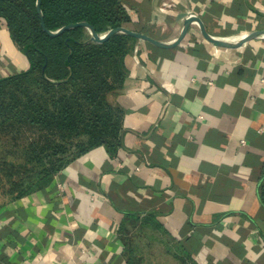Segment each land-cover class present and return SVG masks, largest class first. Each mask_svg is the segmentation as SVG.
<instances>
[{
  "label": "crops",
  "instance_id": "crops-1",
  "mask_svg": "<svg viewBox=\"0 0 264 264\" xmlns=\"http://www.w3.org/2000/svg\"><path fill=\"white\" fill-rule=\"evenodd\" d=\"M120 2L127 29L166 44L189 11L222 41L264 30V0ZM124 65L108 97L121 109L119 146L90 149L48 187L0 198V264H128L125 229L145 221L191 264H264V35L228 49L191 23L175 47L137 39ZM27 67L0 20V78Z\"/></svg>",
  "mask_w": 264,
  "mask_h": 264
},
{
  "label": "trees",
  "instance_id": "trees-1",
  "mask_svg": "<svg viewBox=\"0 0 264 264\" xmlns=\"http://www.w3.org/2000/svg\"><path fill=\"white\" fill-rule=\"evenodd\" d=\"M36 3L0 0V20L28 61L25 70L0 78V198L8 201L50 186L94 147L119 146L121 109L108 97L122 86L124 58L137 40L117 32L95 41L86 27L50 36ZM40 11L52 32L85 22L102 36L130 22L120 0H40ZM258 194L264 207V171Z\"/></svg>",
  "mask_w": 264,
  "mask_h": 264
},
{
  "label": "rangeland",
  "instance_id": "rangeland-1",
  "mask_svg": "<svg viewBox=\"0 0 264 264\" xmlns=\"http://www.w3.org/2000/svg\"><path fill=\"white\" fill-rule=\"evenodd\" d=\"M123 243L131 264H191L184 260L178 242L152 222L130 223L125 229Z\"/></svg>",
  "mask_w": 264,
  "mask_h": 264
},
{
  "label": "water",
  "instance_id": "water-1",
  "mask_svg": "<svg viewBox=\"0 0 264 264\" xmlns=\"http://www.w3.org/2000/svg\"><path fill=\"white\" fill-rule=\"evenodd\" d=\"M36 11L39 15V18H40V25L42 27V29L50 36H56L60 33H62L64 30H67L69 28H74V27H86L89 29L90 31V34H91V38L95 41H104L106 40L110 35L114 34V33H117V32H122V33H126L138 40H141V41H145L151 45H154L156 47H160V48H168V47H175L177 46L180 41L184 38V36L186 35L187 31H188V27L191 23H196L199 27V31L201 33V35L204 37V39H206L207 41H209L210 43L214 44L215 46H218V47H223V48H235L237 46H239L240 44L258 36V35H264V30H256V31H252L250 32L249 34H247L246 36L242 37L237 43H230V42H227V41H222V40H219V39H215L211 36H209L205 29H204V26H203V23L201 21V19L197 16H194V15H190L188 13H180L177 17L178 20H182V26H181V30H180V33L177 37V39L173 42V43H170V44H166V43H163L157 39H154L148 35H145L143 33H139V32H136V31H131L125 27H119V28H113L111 30H109L107 33H105L104 35L102 36H98L95 32H94V29L92 27H90L87 23L85 22H78V23H74V24H69V25H65L63 26L61 29L57 30V31H48L45 26H44V22H43V19H42V15H41V11H40V0H37V3H36Z\"/></svg>",
  "mask_w": 264,
  "mask_h": 264
},
{
  "label": "built area",
  "instance_id": "built-area-1",
  "mask_svg": "<svg viewBox=\"0 0 264 264\" xmlns=\"http://www.w3.org/2000/svg\"><path fill=\"white\" fill-rule=\"evenodd\" d=\"M167 5H168V3H167L166 1H164V2H162L161 5L159 6V9H160V10H163V9H165V7H166ZM169 5H170V6H171V5L173 6L172 3H170ZM189 12H190V11H189ZM189 12H188V13H189ZM240 143H241V144H245V141H244V140H240Z\"/></svg>",
  "mask_w": 264,
  "mask_h": 264
},
{
  "label": "bare ground",
  "instance_id": "bare-ground-1",
  "mask_svg": "<svg viewBox=\"0 0 264 264\" xmlns=\"http://www.w3.org/2000/svg\"><path fill=\"white\" fill-rule=\"evenodd\" d=\"M241 37V36H240Z\"/></svg>",
  "mask_w": 264,
  "mask_h": 264
}]
</instances>
